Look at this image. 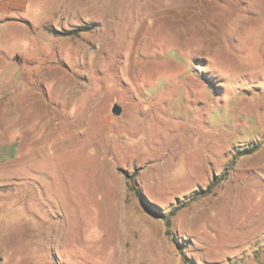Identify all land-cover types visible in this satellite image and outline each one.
I'll return each instance as SVG.
<instances>
[{
	"label": "rangeland",
	"instance_id": "rangeland-1",
	"mask_svg": "<svg viewBox=\"0 0 264 264\" xmlns=\"http://www.w3.org/2000/svg\"><path fill=\"white\" fill-rule=\"evenodd\" d=\"M3 1L0 264H264V0Z\"/></svg>",
	"mask_w": 264,
	"mask_h": 264
},
{
	"label": "water",
	"instance_id": "water-1",
	"mask_svg": "<svg viewBox=\"0 0 264 264\" xmlns=\"http://www.w3.org/2000/svg\"><path fill=\"white\" fill-rule=\"evenodd\" d=\"M121 110H122L121 106L118 105L117 103H114L112 108H111L112 113H114L116 115L120 114Z\"/></svg>",
	"mask_w": 264,
	"mask_h": 264
},
{
	"label": "crops",
	"instance_id": "crops-1",
	"mask_svg": "<svg viewBox=\"0 0 264 264\" xmlns=\"http://www.w3.org/2000/svg\"><path fill=\"white\" fill-rule=\"evenodd\" d=\"M6 0H4L3 2H1L2 3V8H3V10L4 11H6L8 8L6 7V3H4ZM11 6H14L13 4L11 5ZM15 6H18V7H20V6H22V1H19L17 4H15Z\"/></svg>",
	"mask_w": 264,
	"mask_h": 264
}]
</instances>
